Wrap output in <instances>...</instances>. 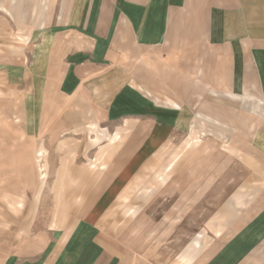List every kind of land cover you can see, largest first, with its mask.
I'll use <instances>...</instances> for the list:
<instances>
[{
  "label": "crops",
  "instance_id": "crops-1",
  "mask_svg": "<svg viewBox=\"0 0 264 264\" xmlns=\"http://www.w3.org/2000/svg\"><path fill=\"white\" fill-rule=\"evenodd\" d=\"M56 7L57 19L45 15L31 45L11 57L0 51V78L16 71L17 85L29 87L3 96L15 108L0 117V160L10 172L18 151L28 150L38 183L14 195V212L31 217L21 218L0 264H168L148 229L122 230L120 213L139 212L137 198L168 193L166 135L189 128L200 112L213 126L230 94L264 104V0ZM158 176L166 177L157 184ZM217 215L222 229L212 241L197 248L198 233L171 263L264 264V187L250 198L234 193L209 224ZM8 242L0 237V246Z\"/></svg>",
  "mask_w": 264,
  "mask_h": 264
},
{
  "label": "rangeland",
  "instance_id": "rangeland-1",
  "mask_svg": "<svg viewBox=\"0 0 264 264\" xmlns=\"http://www.w3.org/2000/svg\"><path fill=\"white\" fill-rule=\"evenodd\" d=\"M56 1L0 0V51L3 47L2 53L8 51L7 56L11 57L14 51L21 49L16 46L31 45L32 39L38 38L44 30L43 17L48 13L56 15ZM9 73L12 75L5 78L3 73L0 78V117L4 121L8 110H14L15 101L3 96L15 97L23 89L29 90L27 86L17 85L20 73ZM226 99L231 102L226 104L230 108L223 112L225 116L216 117L215 124L209 121L213 126L207 125L208 117L200 112L189 128L166 135L167 143L160 152L166 162L162 173H167L168 193L163 196L157 193L145 201L137 198L139 212L134 214L124 207L120 213L122 230L132 231L140 225L144 230L148 229L147 236L153 237V244L167 254L168 264H172L170 259L176 258L177 254L187 251L198 233L202 236L197 248L212 241L222 224L218 215L215 225L209 224V220L218 214L230 196L242 191L250 198L264 187V104L234 94ZM19 152H23V156L20 155L17 166L11 165L10 172L6 171L9 165L5 158L0 160V174L1 171L4 173L0 175V226L6 229L0 230V237H7L9 241V245L0 246L1 253L10 249L21 218L31 217L14 212V195L20 191V186L29 195L32 187L38 184L32 178L28 150ZM155 153L159 154V150ZM15 156L14 150L7 155L8 158ZM48 156V152L39 153L41 159L46 160ZM37 170L41 177L47 173V167L42 165ZM21 177L24 181H19ZM164 177L158 176L156 183ZM179 202L183 204L177 210Z\"/></svg>",
  "mask_w": 264,
  "mask_h": 264
}]
</instances>
